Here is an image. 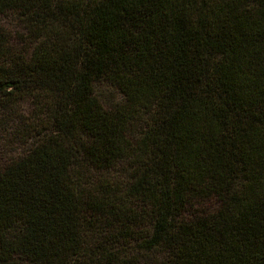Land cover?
I'll return each mask as SVG.
<instances>
[{
    "label": "trees",
    "instance_id": "obj_1",
    "mask_svg": "<svg viewBox=\"0 0 264 264\" xmlns=\"http://www.w3.org/2000/svg\"><path fill=\"white\" fill-rule=\"evenodd\" d=\"M7 14L0 264H264V0Z\"/></svg>",
    "mask_w": 264,
    "mask_h": 264
},
{
    "label": "rangeland",
    "instance_id": "obj_2",
    "mask_svg": "<svg viewBox=\"0 0 264 264\" xmlns=\"http://www.w3.org/2000/svg\"><path fill=\"white\" fill-rule=\"evenodd\" d=\"M0 31L10 36L15 35L19 31V24L15 15L7 14L0 16ZM20 109H27V104H22ZM11 130L10 121H2L0 123V168L4 167L8 161L17 156L22 148L18 146V143L12 142L14 139L8 136L7 133H10Z\"/></svg>",
    "mask_w": 264,
    "mask_h": 264
}]
</instances>
